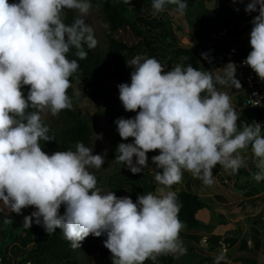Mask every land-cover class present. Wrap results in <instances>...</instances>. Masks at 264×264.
Returning a JSON list of instances; mask_svg holds the SVG:
<instances>
[{
    "label": "clouds",
    "instance_id": "clouds-1",
    "mask_svg": "<svg viewBox=\"0 0 264 264\" xmlns=\"http://www.w3.org/2000/svg\"><path fill=\"white\" fill-rule=\"evenodd\" d=\"M237 2L244 0H233ZM168 5L179 16L188 8L186 0H152V14ZM92 7L91 0H0V205L17 215L34 207L23 226L31 228L35 218L48 235L60 229L73 249L90 235H106L103 244L113 264H144L149 259L156 264L161 255L187 252L180 239L185 227L179 219L182 204L172 186L182 182L185 171L211 186L217 165L236 175L249 161L256 169L251 178L264 181V132L256 121L238 125L240 115L231 97L216 87L241 89L233 62L220 69L222 74L190 64L165 72L158 59L136 55L127 61L134 69L131 82L117 85L124 110L136 115L114 121L121 139L133 142L118 144L115 161L138 174L148 167L147 153L159 150L151 158L162 169L155 175V194L140 195L135 203L113 191L104 194L88 170L100 169L104 157L83 142L74 151L44 152L41 142L55 141V136L49 135L41 113L47 109L58 116L73 108L67 90L70 78L80 79V65L68 58L70 50L84 60V45L89 50L98 45L84 19ZM257 10L251 21L252 50L243 63L264 81V0H248L244 11ZM66 12L77 13L71 23L65 22ZM202 56L211 63L207 53ZM214 264H231L226 250L219 251Z\"/></svg>",
    "mask_w": 264,
    "mask_h": 264
},
{
    "label": "trees",
    "instance_id": "trees-1",
    "mask_svg": "<svg viewBox=\"0 0 264 264\" xmlns=\"http://www.w3.org/2000/svg\"><path fill=\"white\" fill-rule=\"evenodd\" d=\"M14 2L18 3L19 0H9V3ZM91 2L101 14L102 29L107 38L109 50L120 52V56L116 54L113 57V65L110 67L107 58L104 57L97 47L94 50H89L85 44L84 48L85 51H88V56L84 60H79L75 57V49H72L68 54V58L78 60L80 65L78 75L80 79L77 80L73 77L70 80L78 88H82L83 93L92 94L96 102L104 104L98 110L107 117L106 126L108 129L116 127L114 121L117 118L123 117L127 119L136 115L135 112H126L124 110L119 100L117 85L105 84L107 79L120 80L119 84L130 83L131 72L134 70L128 66L127 61L124 59V53L132 51L135 45L126 44L120 40L114 35L117 30H129L137 38L136 43L138 45L143 44L147 50L154 48L159 52L169 53L165 63L170 64V67H175L178 64L186 67L190 64L197 70L213 73L212 71L216 67V60H238L241 57H247L252 50L250 41L242 39L240 34L249 27L250 17L258 15V10L256 13H251L252 15L246 13L244 11L246 7L244 2L233 3V0H216L218 5L213 10L205 8L201 9L200 12H196L195 22L187 32L189 46L180 47L173 45L170 49H166L165 44L169 45L175 39L174 35L169 29L164 28L162 21L149 14L152 0H131L128 4H124L123 0H91ZM97 3H101L102 6L97 7ZM237 8L239 11H236ZM74 17L72 12L64 14V19L68 23H71ZM207 19H210L211 22L207 23ZM243 19H245L244 24H242ZM105 23H108L110 28H104ZM203 24L204 26L202 27L201 25ZM221 28L225 29L224 33L217 35ZM208 34L212 35L209 38L217 44L204 42L203 38ZM230 47H234L235 52H230ZM202 53L208 54L211 63L203 58ZM173 61L175 63L171 64ZM82 84L90 86L91 90L86 91L85 86ZM218 86L216 85V87ZM28 87L22 88L25 98ZM67 95L71 98L72 103L77 98V96H73L71 87L67 90ZM241 98L242 95H235V105H233L235 109L236 106H240ZM238 114L240 115L237 121L239 125L243 123L250 124L261 119L264 113L260 107L240 106ZM84 116L81 109L73 103L71 110H64L58 116H52L51 123L47 124L43 120L50 129L49 135L55 136V141L41 142L42 150L51 155L57 151H74L75 144L78 141L83 142L87 146L90 140L91 121ZM117 138L123 143L133 142V138H129L127 141H123L120 136ZM158 154L159 150L147 153L149 165H154L151 158ZM217 167L219 165L213 169V176L218 174ZM115 171L116 176L112 183H114V189L118 196L126 191L127 197L134 199L149 192L155 194L154 189L159 187L155 181V176L154 178L149 176L145 178L141 174H133L124 164L119 165L113 172ZM240 172L245 173L244 168H241L238 173ZM245 174L247 175V173ZM200 183L203 182L193 178L190 173L185 171L182 182L173 185L171 188V190L176 192L179 202L182 204L179 219L188 229L208 225V222H202L198 219L195 216V212L202 207H209L214 211L213 209L217 204L215 201L216 196L208 193L200 194L193 190ZM179 185H181L180 188H178ZM233 203H223V207L226 209L230 208ZM33 208H25L27 215L22 212V215L13 213L12 216L5 215L0 210V264H79L82 260L80 257L81 253L85 250L82 242L79 248H71L69 242L64 239L60 229H57L54 234L48 235L42 223L39 225L35 223V218H33L31 228L28 229L23 226L24 217L30 215ZM64 211V206H61L60 214L62 215ZM216 214L222 216L219 211H216ZM6 220L11 222L5 223ZM251 229L252 242L257 243L256 234L258 230L253 227ZM91 238L102 260L106 264H113L112 254L108 252V249L103 244L107 238L106 235L98 238L91 236ZM107 252L108 254L106 255ZM173 262L174 255L168 254L159 256L156 264H173ZM144 264H153V261L149 259Z\"/></svg>",
    "mask_w": 264,
    "mask_h": 264
},
{
    "label": "rangeland",
    "instance_id": "rangeland-1",
    "mask_svg": "<svg viewBox=\"0 0 264 264\" xmlns=\"http://www.w3.org/2000/svg\"><path fill=\"white\" fill-rule=\"evenodd\" d=\"M216 0H186L188 4V8L186 10V13L184 16H179L175 11L174 8L175 6L173 5H168L166 7V10L162 13H158L156 15L152 14V8L150 7V12L149 14L156 18L159 21L163 22L164 28L169 29L174 35V40L170 42V44H165L166 49L172 48L173 45H177L180 47H187L189 46V41H188V35L187 32L191 29L192 24L195 22V13L200 12L201 9L209 8V9H214V2ZM74 16L77 15V13L72 12ZM252 15V14H251ZM255 16L252 15L250 17V25L247 27L241 34L246 41L247 38H250V32L252 28V19ZM86 23L90 24L93 29L95 36L98 40V45L97 48L103 53L104 57L107 58L108 62L110 63V67L113 65V57L118 54L120 56V52L116 53L114 51H110L108 48V43H107V38L103 32V27L101 23V14L99 11L93 6L92 9L90 10L88 16L84 17ZM211 19V18H210ZM210 19H207V23H210ZM210 21V22H209ZM68 23L67 21H65ZM242 23H245V19L242 20ZM202 27L204 26L201 25ZM114 35H116L120 40L124 41L126 44H133L135 45L134 49L130 52H125L124 53V59L126 61H130L132 58H134L136 55H140L144 58H156L159 60V62L164 65L165 72L171 71L172 67H170V64H166L165 61L167 57L169 56V53H165L164 51H158L154 48H151L147 50L143 44L138 45L136 43V37L133 36V34L127 30V29H122V30H117ZM211 34L205 35V38H203L205 43L209 44H217L214 43L213 40H211ZM152 37V36H151ZM210 37V38H209ZM222 39V38H220ZM250 41V39H249ZM163 53V55H161ZM178 61V60H177ZM231 61V60H230ZM224 60H216V65L218 70L216 71L217 73L222 74L221 70L227 63ZM175 61H173L171 64H174ZM179 65V64H178ZM237 69V68H236ZM239 71V69H237ZM120 80H115V79H107L105 80V84L110 83L114 85H118ZM241 82V81H240ZM72 86V94L73 96H77L76 99H74L73 103H75V106H78L82 114H84L85 118L91 121V133H90V140L87 144L86 147H89L93 149V154H99L104 157V164L100 169H94V168H89L88 170L92 172L98 181V187H100L103 191L104 194H106L109 191H113L116 195V191L114 189V178L116 176V171L113 172L119 165L121 166L122 164L116 163L115 157L117 155V146L119 143H122V141L118 140V132L116 130V127L114 129H108L106 126L107 122V117L105 115H102V112L98 109H101L103 107V103L99 104L98 102L95 101V99L92 97V94H85L83 93L82 88H78V86L75 83H71ZM242 84V83H241ZM85 86L86 91H90L91 87L85 84H82ZM243 85V84H242ZM242 89V87H241ZM237 90V89H235ZM238 91V90H237ZM83 93V94H81ZM229 94V93H228ZM42 119L47 123H51L52 121V115L49 110L45 109L41 113ZM262 119V132H264V114L261 117ZM149 159V157H148ZM136 157H133V162L135 163ZM220 167V166H219ZM161 172L162 169H157L155 165H149L148 167L142 170L140 173L145 178L146 176H149L150 178H154L156 175V172ZM254 170H250V173L253 172ZM113 172V173H112ZM250 173L248 175L244 173H238L236 174L238 179H234L233 175H228L227 177H221V180H218L219 182L222 181L225 183L226 188H229V191L227 194H229L230 199H233V202L239 203L238 199L243 198L240 193L241 190L246 186L244 181L251 182V176ZM217 175H222L218 172ZM257 187L259 189L264 190V181H261L259 183H256ZM116 187V186H115ZM181 185L178 186L180 188ZM210 187L212 189V186H205L204 184L199 186L197 191L195 192L200 193V194H206L210 191ZM157 188V187H156ZM154 189V192L156 190ZM177 188V189H178ZM196 189V188H195ZM214 189V188H213ZM171 190V189H170ZM174 191V190H171ZM128 193V191H127ZM117 197H127L126 191L125 193H122L121 195H116ZM260 196H263V199H261ZM259 199L256 202L255 205L248 204L246 205L244 202L242 203L243 207H250L251 209L248 210L249 213H253L251 215H247L244 218L245 221V226L248 227V224L256 225L260 224L262 228L264 227V191H262L259 195ZM133 202L135 203L137 198L132 199ZM243 200V199H242ZM232 202V203H233ZM219 205V204H217ZM63 206V205H62ZM216 206V210L212 211L211 208L209 207H203L204 210H207L210 212V218L208 221V225L203 226V227H198L195 229H188L184 227L181 232H180V239L183 242V246L187 249L186 254L183 255H174V262L173 264H196L197 262V256H202V254H208L210 256H216L218 247L217 243L210 242L209 241V236H222V238L227 241L228 240V247H227V258L231 259L232 261H236L235 263L232 264H245L249 263V257H242L245 259L240 260L241 255L244 254L246 251L253 250L252 242L249 241V244L247 246H241V244L237 243L238 240L244 241L245 239H250L248 238L249 236V230L247 227L245 229H242V224L239 225L237 228V232L232 234L227 231V228H225L223 225L224 221L229 220V216L233 217L234 215L237 216L241 214V210L236 211L234 213H230L227 210H225L224 207ZM220 208V209H219ZM0 210L5 213V215H13V213L8 212L7 209H4L2 205H0ZM23 209V213L27 215V211ZM36 209L33 208L31 211H35ZM216 211L221 212L222 216H218L216 214ZM246 213L245 211H243ZM237 214V215H236ZM199 216V214H198ZM234 216V217H235ZM237 222V221H236ZM217 225V226H216ZM195 237H193V236ZM202 235H205L207 237L208 243H199L197 238L198 236L201 237ZM218 239V238H217ZM82 244L85 247V250L81 253V258L82 262L80 261L79 264H106L100 255V253L96 250L95 246L93 245V241L91 238V235L85 238L82 241ZM207 244V245H206ZM264 244V243H262ZM212 245H216V250L212 249ZM108 252H110L108 250ZM106 253V255L108 254ZM234 256V257H233ZM258 258L260 259V263L264 264V247H263V252L260 251V253H257ZM240 257V258H239ZM193 258V260L191 259ZM247 261H244L246 260ZM201 261V260H200Z\"/></svg>",
    "mask_w": 264,
    "mask_h": 264
},
{
    "label": "crops",
    "instance_id": "crops-1",
    "mask_svg": "<svg viewBox=\"0 0 264 264\" xmlns=\"http://www.w3.org/2000/svg\"><path fill=\"white\" fill-rule=\"evenodd\" d=\"M242 24H244V23H242ZM241 34H240V37L242 39H244L245 37H243V35L241 36ZM249 39L250 38H247L248 41H249ZM224 61H226L225 63H229L230 62V59H226ZM217 70H218V68H217V65H216V67L212 71L214 75L216 74V71ZM236 78L240 81V77H239V74H238V70L236 71ZM217 88L220 89V90H223V91H227L229 93V96L231 97V103H232V105H235V95L238 94L240 96V95H242V93L244 91L243 85H242V89H239L238 91L235 90V88H233V89H231V88L224 89L220 85ZM239 108H240V106H236V111L237 112H238ZM244 170H245V173H247V175L250 173V170L256 171V169H255L254 165L251 163V161H249L248 168L247 169L244 168ZM217 171L220 174H222V175H220V176L219 175H215L214 176L215 183L213 185H211L212 186V189L210 187V191L208 192V194L213 195V196H216V199H215L216 203L219 204V205H221V207H223V203L230 204V203L233 202V199H230L229 194H227L228 191H229V188L224 187V186H226L225 183H223L222 181H220V182L218 181V180H220L221 177H224L225 178L228 175L220 167H217ZM233 178L234 179H238L236 175H233ZM243 181H244V183L246 185L241 190V193H240V195L243 198L238 199L239 203H236L235 202V203L231 204V207L230 208H227L226 209L224 207L225 210H227L230 213H234V212H236L238 210L239 211L241 210V212H242L239 215L236 214L237 216L234 215L235 217L234 216L233 217L229 216L230 217L229 220H226V221H224L223 224H221L225 228H227V231L228 232H230L232 234H234V233L237 232V228L241 224H242V229L243 228L245 229V227H247V226H245L246 224H245V221H244L245 216L253 214V213H249L248 214L247 212L251 208L250 207H246V206L243 207L242 203L244 202L246 205H248V204L255 205L256 202L258 201L257 199H259L260 193L262 191H264L263 189H259L257 187V185H256L257 182H255L253 179H252L251 182H248V181L245 182V180H243ZM201 185H203V183H200L198 185V187H195L196 189L193 188V190L194 191L195 190L197 191V189ZM261 199H263V197H261ZM217 204H216V206L220 207ZM216 206L213 209L214 211L216 210ZM243 211H245L246 213H244ZM198 214H199V216H198ZM195 216L198 219H200L202 222H208L209 221V218H210V212H208L207 210H204V208L202 207V208L198 209L195 212ZM254 223L255 224H252V225L248 224V227H247V229L249 230V235H248L249 237L248 238H250V239H245L244 241L238 240V242H237V243L241 244V246H247V247H249L248 246L249 241L252 242V236H251L252 229L251 228L253 227V228H255V229L258 230V233L256 234V238L258 239V242L257 243L252 242L253 250L246 251L244 254L241 255V258L239 257L240 260L245 259V258H242V257H249L250 258L248 260L249 263H245V264H261L260 263V259L257 256V253H260V251L263 252L264 244H262V243H264V227L262 228V226L260 224L256 225V222H254ZM193 237H195V236H193ZM220 237H222V236H219V237H217V236H212V237L209 236V241L210 242H213L214 241L216 243L217 238H220ZM197 238H200V237L198 236ZM198 242L201 243L200 242V239H198ZM206 242L208 243L207 237H206ZM227 242H228V240H227ZM212 249L213 250H216V245H214V247L212 245ZM218 253H219V251H217V254ZM196 258H197L196 264H214L215 256H210L208 254H202V256H197ZM191 259L193 260V258H191ZM229 260H230L231 264L236 262V261H232L231 259H229ZM244 261H247V259L244 260Z\"/></svg>",
    "mask_w": 264,
    "mask_h": 264
},
{
    "label": "built area",
    "instance_id": "built-area-1",
    "mask_svg": "<svg viewBox=\"0 0 264 264\" xmlns=\"http://www.w3.org/2000/svg\"><path fill=\"white\" fill-rule=\"evenodd\" d=\"M245 5H247L248 0H244ZM218 3L215 1L214 2V7H216ZM258 8V7H257ZM257 12V11H256ZM252 12V13H256ZM225 31L224 28H221L218 32L217 35L223 34ZM230 52H235L234 47L229 48ZM246 60V56L241 57L238 60H232L236 65V68L239 69L238 74L240 77V81L243 84V93H242V98L240 101V106L241 107H248V106H253L252 103H257L255 107H260L262 108V111L264 113V81L260 80L257 74L246 64L243 63V61ZM250 101L252 103H250ZM256 122L260 123L262 126V120L258 119ZM200 242L201 243H206V236H201L200 237ZM218 251L221 250H227L228 247V242L225 241L222 237L218 238L216 240Z\"/></svg>",
    "mask_w": 264,
    "mask_h": 264
}]
</instances>
